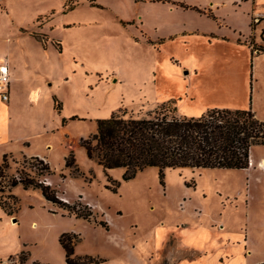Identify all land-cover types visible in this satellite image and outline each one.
<instances>
[{
    "label": "rangeland",
    "instance_id": "obj_1",
    "mask_svg": "<svg viewBox=\"0 0 264 264\" xmlns=\"http://www.w3.org/2000/svg\"><path fill=\"white\" fill-rule=\"evenodd\" d=\"M258 4L264 12V0ZM178 6L184 14L176 20L185 24L189 9L207 15L198 6ZM161 7L79 0L66 9L64 0H0V63L10 72L19 68L9 100L0 99V164L6 154L0 200L11 210L0 207V264H67L58 244L63 232L77 237L75 255L103 259L90 264H163L166 229L195 235L210 225L217 233L245 235L246 256L236 251L235 261H264V169L258 166L264 143L250 148L247 169L181 167L160 175L157 167H146L127 180L123 168L105 172L81 146L98 119L119 109L143 114L169 97L177 116L231 108L229 98L211 87L217 65L199 61L197 49L187 45L162 46L140 24V15L144 26L167 18ZM251 23L257 37L264 36V17ZM242 39L251 47L243 61L248 93L254 86L252 106L264 118V44L255 43L254 32ZM230 68L224 63L220 70L234 72ZM184 85L186 97L180 95ZM68 155L74 162L67 167ZM21 171L50 184L61 202L90 209L89 220L47 201L38 188L10 186Z\"/></svg>",
    "mask_w": 264,
    "mask_h": 264
},
{
    "label": "trees",
    "instance_id": "obj_2",
    "mask_svg": "<svg viewBox=\"0 0 264 264\" xmlns=\"http://www.w3.org/2000/svg\"><path fill=\"white\" fill-rule=\"evenodd\" d=\"M77 1L64 0V7L70 9ZM89 1L93 5L95 0ZM173 103L174 99H169L137 115L119 109L107 118L98 119L95 132L81 138V146L105 172L123 168L122 178L127 180L146 167H157L160 175L164 169L181 167L247 168L250 148L264 143V118L258 117L251 106L213 107L199 116H177ZM5 157L6 154L0 164V180ZM73 162V156L68 155L64 164L68 167ZM43 168L49 173L47 163ZM16 184L38 188L47 201L59 204L75 217L89 220L91 216L90 209L82 211L73 204L61 202L55 188L35 180L25 171L10 179V186ZM0 207L11 213L1 200ZM77 240L71 232H63L58 237L67 264H90L103 260L90 255H75ZM254 264H264V261Z\"/></svg>",
    "mask_w": 264,
    "mask_h": 264
},
{
    "label": "crops",
    "instance_id": "obj_3",
    "mask_svg": "<svg viewBox=\"0 0 264 264\" xmlns=\"http://www.w3.org/2000/svg\"><path fill=\"white\" fill-rule=\"evenodd\" d=\"M146 1L157 4V6L161 4V8L171 15L169 17L168 14L167 18L154 19V23L148 26H144L143 16H138L141 20L140 24L151 35H154V39L162 40V46L165 47L174 46L178 42L197 49V53L193 52V56L198 54L199 61L204 62V64L217 65L215 67L216 71H213L212 89L224 93L229 98L228 100L232 102V104H228L229 107L244 108L249 105L255 111V107L252 105L256 89L254 86H250L248 93L247 71L245 70V62H243L248 57V50L251 47H247L242 38L245 36L251 37L254 32L256 40L254 42L264 44V36L260 35L258 38L256 28H251V26H254L251 23L252 18L255 16L264 17V12L257 10V5L262 0H132L134 5ZM176 3L198 6L205 13L207 12V15L189 9L190 14H187V20L190 24H185L183 22L185 19L176 20V18L181 17L180 14H184V9ZM209 12L213 14L211 17L208 15ZM127 19L134 18L127 17ZM189 19H194L197 23L192 25L194 22ZM241 59L242 72L239 74L237 68ZM224 63L230 65V69L233 68L234 72H221L220 67L224 66ZM188 68L190 73L193 71L196 73L192 65H189ZM18 70L17 67L11 69L10 80ZM159 81L161 83V79ZM187 90L188 86L184 85L183 92L180 95L186 97ZM248 98L250 99L249 102ZM168 99H171V97ZM182 226H184L183 223ZM221 226L223 225H219L220 230L223 229ZM194 234L190 235L188 233L178 236L174 228L169 227L166 229V234L163 233L161 238L163 243L160 245L163 250L165 248L164 251L162 250V255L163 260L166 261L162 262L161 260L160 263L254 264L245 260L235 261L236 259H233L236 251H239V255H242V257L246 256L247 238L245 235H239L238 233L232 235L229 231L223 230L217 233L213 230V225H210V227L202 226L201 230Z\"/></svg>",
    "mask_w": 264,
    "mask_h": 264
},
{
    "label": "built area",
    "instance_id": "obj_4",
    "mask_svg": "<svg viewBox=\"0 0 264 264\" xmlns=\"http://www.w3.org/2000/svg\"><path fill=\"white\" fill-rule=\"evenodd\" d=\"M10 69L7 63H0V99L9 100Z\"/></svg>",
    "mask_w": 264,
    "mask_h": 264
},
{
    "label": "bare ground",
    "instance_id": "obj_5",
    "mask_svg": "<svg viewBox=\"0 0 264 264\" xmlns=\"http://www.w3.org/2000/svg\"><path fill=\"white\" fill-rule=\"evenodd\" d=\"M250 158V157H249ZM251 162H249L250 164ZM258 166L261 168V169H264V157H262L259 162H258ZM244 169H247V168H244Z\"/></svg>",
    "mask_w": 264,
    "mask_h": 264
}]
</instances>
